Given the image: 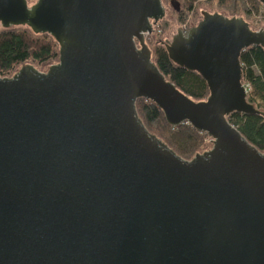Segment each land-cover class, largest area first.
<instances>
[{
	"label": "water",
	"instance_id": "obj_1",
	"mask_svg": "<svg viewBox=\"0 0 264 264\" xmlns=\"http://www.w3.org/2000/svg\"><path fill=\"white\" fill-rule=\"evenodd\" d=\"M164 15L161 0H0V29L59 46L46 71L0 78V264H264V152L227 121L260 114L239 57L264 48V28L204 11L164 42L205 81L195 102L151 61ZM140 98L210 149L181 159L144 127Z\"/></svg>",
	"mask_w": 264,
	"mask_h": 264
},
{
	"label": "trees",
	"instance_id": "obj_2",
	"mask_svg": "<svg viewBox=\"0 0 264 264\" xmlns=\"http://www.w3.org/2000/svg\"><path fill=\"white\" fill-rule=\"evenodd\" d=\"M33 4L35 0H26ZM180 9L176 21L184 25L196 21L203 7L211 13L227 17H241L253 28L264 27V10L258 0H177ZM160 34L149 36L145 44L150 50L151 61L166 81L195 102L206 100L209 95L205 81L196 73L174 64L166 53L164 42L169 29L167 21L158 23ZM59 46L48 34L36 35L28 27L0 29V78L12 77L21 67L31 65L43 71L58 62ZM241 81L247 89V102L260 114L231 113L227 121L245 140L259 152H264V48L252 46L241 52ZM135 109L147 131L161 140L181 159L189 161L210 148V138L196 131L189 124L170 126L162 112L152 102L137 99Z\"/></svg>",
	"mask_w": 264,
	"mask_h": 264
},
{
	"label": "rangeland",
	"instance_id": "obj_3",
	"mask_svg": "<svg viewBox=\"0 0 264 264\" xmlns=\"http://www.w3.org/2000/svg\"><path fill=\"white\" fill-rule=\"evenodd\" d=\"M170 0H161V4L164 8V11H165V15H164V18L161 20V21H167L168 24H169V29H168V32L166 33V35H164L163 37L165 38V41L166 40H171L172 36L174 34H176L177 30H182L184 33H186L188 31V29H190L191 27H194L201 19V12H209L211 13L210 11H208L206 8H201L199 10V16L197 17L196 21H190L188 20L184 25H179L176 21V14L177 12H175L172 7L170 6L169 4ZM30 5V4H29ZM160 22V21H159ZM158 22V23H159ZM158 23L153 27V32L151 35L149 36H152V35H157V34H160V28L158 26ZM249 27L255 31V30H258L259 28H264V27H259V28H253V25L249 22ZM147 36L145 38V40L149 37ZM48 68V67H47ZM44 69L43 71H46L47 70ZM211 145V144H210ZM211 147V146H210ZM210 149V148H209Z\"/></svg>",
	"mask_w": 264,
	"mask_h": 264
},
{
	"label": "built area",
	"instance_id": "obj_4",
	"mask_svg": "<svg viewBox=\"0 0 264 264\" xmlns=\"http://www.w3.org/2000/svg\"><path fill=\"white\" fill-rule=\"evenodd\" d=\"M245 88H246V86H245ZM247 90V89H246Z\"/></svg>",
	"mask_w": 264,
	"mask_h": 264
}]
</instances>
